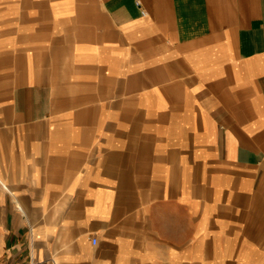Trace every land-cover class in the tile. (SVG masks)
I'll return each mask as SVG.
<instances>
[{"label": "crops", "instance_id": "0c3cea01", "mask_svg": "<svg viewBox=\"0 0 264 264\" xmlns=\"http://www.w3.org/2000/svg\"><path fill=\"white\" fill-rule=\"evenodd\" d=\"M0 264H264V0H0Z\"/></svg>", "mask_w": 264, "mask_h": 264}, {"label": "built area", "instance_id": "2783aa9c", "mask_svg": "<svg viewBox=\"0 0 264 264\" xmlns=\"http://www.w3.org/2000/svg\"><path fill=\"white\" fill-rule=\"evenodd\" d=\"M95 241V240H94Z\"/></svg>", "mask_w": 264, "mask_h": 264}]
</instances>
